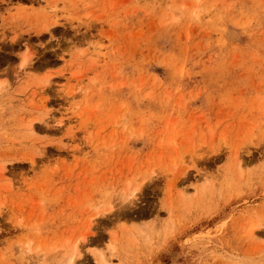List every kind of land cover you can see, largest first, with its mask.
Segmentation results:
<instances>
[{
	"label": "rangeland",
	"instance_id": "1",
	"mask_svg": "<svg viewBox=\"0 0 264 264\" xmlns=\"http://www.w3.org/2000/svg\"><path fill=\"white\" fill-rule=\"evenodd\" d=\"M69 263L264 264V0H0V264Z\"/></svg>",
	"mask_w": 264,
	"mask_h": 264
},
{
	"label": "bare ground",
	"instance_id": "2",
	"mask_svg": "<svg viewBox=\"0 0 264 264\" xmlns=\"http://www.w3.org/2000/svg\"><path fill=\"white\" fill-rule=\"evenodd\" d=\"M198 15V14H197ZM78 250V249H77ZM75 257V256H74ZM71 259V258H70ZM73 259V258H72ZM74 261V260H73ZM73 261H71L73 263ZM72 263H69V264H72Z\"/></svg>",
	"mask_w": 264,
	"mask_h": 264
}]
</instances>
